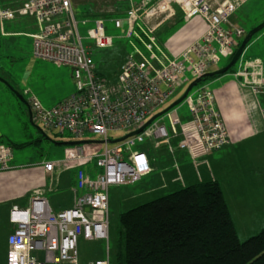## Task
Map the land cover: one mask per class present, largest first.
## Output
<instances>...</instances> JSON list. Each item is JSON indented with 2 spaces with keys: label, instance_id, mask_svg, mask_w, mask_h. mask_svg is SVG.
Instances as JSON below:
<instances>
[{
  "label": "built area",
  "instance_id": "built-area-1",
  "mask_svg": "<svg viewBox=\"0 0 264 264\" xmlns=\"http://www.w3.org/2000/svg\"><path fill=\"white\" fill-rule=\"evenodd\" d=\"M246 1L131 3L124 20L132 53L123 62L113 87L95 70L92 48L83 43L79 34L72 0H25L15 9L0 7V23L12 21L16 15L33 17L38 27L30 35L35 58L70 68L75 91L69 98L51 108L42 107L34 97L27 103L33 121L77 140L65 148L58 164L43 165L46 173H51L56 165L75 171L72 206L54 213L47 200L38 194L26 208L13 206L9 212L13 231L7 237L6 264H78L80 237L106 241L104 257L89 264H111L109 187L133 185L152 171L148 156L142 151H132L131 147L144 138H152L165 142L170 151L172 143H176L178 149L187 150L195 158L230 145V133L215 93L204 85L198 88L196 98L188 94L184 98L191 115V129L177 115L167 114L169 129L155 121L157 118L146 126L143 122L146 117L155 116L154 111L170 100L179 84L188 82L190 76L200 79L199 83L206 81L212 66L234 54L237 40L245 32L232 25L230 19ZM174 5L186 19H201L207 29L181 54L170 57L156 40L155 31L161 24L153 21L173 18ZM92 17L81 21L82 25L90 20L93 23L88 38L95 47H111L113 39L106 34L105 20ZM113 22L115 28H121L124 23L119 18ZM242 53L236 60L233 77L239 88L250 92L259 113L264 115L260 106L261 98L264 99V61L258 58L243 61ZM111 131H124L130 136L112 143L108 137ZM85 133L95 134L99 140L81 141ZM11 159V148L0 143V171L12 168ZM89 165L93 166L89 168Z\"/></svg>",
  "mask_w": 264,
  "mask_h": 264
},
{
  "label": "rangeland",
  "instance_id": "rangeland-1",
  "mask_svg": "<svg viewBox=\"0 0 264 264\" xmlns=\"http://www.w3.org/2000/svg\"><path fill=\"white\" fill-rule=\"evenodd\" d=\"M19 1L0 0V7L16 8L19 6ZM138 1L72 0L79 34L83 43L92 48L95 70L112 87L117 84V77L123 62L132 53L131 39L126 36L124 17L131 3ZM93 11L111 14L104 19L106 34L113 39L111 47H95L92 40L88 38L87 32L93 27V23L90 20L82 25L81 21L88 16L91 17ZM118 13L122 15L115 16ZM116 18L123 20L121 28L114 27L113 20ZM262 22H264V0H247L238 8L231 16L230 23L242 28L245 34L237 40L238 46L234 48V51L241 46L247 34L259 27ZM2 24L5 25L7 31L9 30L7 24H11L12 30H20L23 33L4 36L1 32ZM35 24L31 15H16L14 20L0 23V143L11 148L10 165L15 167V170L21 171L38 166L43 168L47 161L56 162L55 160L61 156L70 143L77 142L69 134H60L58 131L47 129L30 117L27 103L29 98L34 97L42 107L51 108L69 98L75 91V83L69 67L57 66L32 55V39L26 38L23 34L32 32ZM182 24V21H178L168 34L174 32ZM4 33H6L5 30ZM162 37H164L163 34L159 35V39ZM134 43L141 48L139 44ZM157 43L160 49L165 51L162 41L158 40ZM213 46L217 45L213 43ZM141 51L148 56L145 49L141 48ZM257 58L264 61V28L253 35L241 56L243 61H252ZM230 61L231 56L226 59L222 58L217 65L211 68L219 71L228 66ZM237 65L238 61L227 72H235ZM194 80L191 77L190 82L179 84L170 100L158 107L153 115L164 111L178 101ZM211 80L209 78L192 87L188 96L196 98L201 85L213 90L214 84L211 85ZM25 91H28V94H24ZM18 95L22 96L23 100ZM260 106L264 109L263 98L260 100ZM256 109L259 113L258 107ZM167 114L172 117L177 115L184 125L190 127L191 115L184 99L155 120L169 129ZM258 116L262 120L261 130H254L242 142L223 147L208 155L190 158L188 151L178 149L176 143H172L173 152L170 153L165 142L152 138H144L142 142H136L131 147L132 151H142L152 158L156 164V170L150 177H144L133 185L109 187L108 244L111 264H117L114 255L120 242L119 215L190 184L209 181L219 183L240 241L262 230L264 227V115L259 113ZM150 119L151 116L146 117L143 124ZM127 134L124 131H111L108 137L109 140L116 141ZM98 140L97 135L85 133L81 141ZM109 145L113 147L115 144ZM92 166L89 165V168ZM164 171L165 173L161 175ZM190 176L192 179L189 180ZM44 186L46 187L45 197L54 211L57 208L69 207L72 195L68 190L67 175L59 178L54 172L50 179H45ZM50 187L53 189H49ZM27 205L23 204L22 208ZM8 232L9 228H6L5 221L0 222V243L6 241ZM105 246V240L88 241L80 237L77 244L80 264H88L89 261L104 257Z\"/></svg>",
  "mask_w": 264,
  "mask_h": 264
},
{
  "label": "trees",
  "instance_id": "trees-1",
  "mask_svg": "<svg viewBox=\"0 0 264 264\" xmlns=\"http://www.w3.org/2000/svg\"><path fill=\"white\" fill-rule=\"evenodd\" d=\"M118 220L117 264H264V227L240 241L217 181L186 186L121 213Z\"/></svg>",
  "mask_w": 264,
  "mask_h": 264
},
{
  "label": "crops",
  "instance_id": "crops-1",
  "mask_svg": "<svg viewBox=\"0 0 264 264\" xmlns=\"http://www.w3.org/2000/svg\"><path fill=\"white\" fill-rule=\"evenodd\" d=\"M140 1V0H139ZM19 6L25 2V0L19 1ZM18 6V7H19ZM175 16L168 20H160L156 18L153 23L161 24L155 31L156 40L162 41V46L165 48V52L172 57L181 54L188 46H190L197 38H199L202 33L207 29V25L199 18L186 19L177 5H174ZM17 8V7H16ZM15 9V8H12ZM178 21H182L183 24L177 28L174 32L168 34L171 28L177 24ZM10 22V21H9ZM8 31L5 29V25L2 24L1 32L4 36L9 34L23 33L20 30H12V25L7 24ZM4 30L6 33H4ZM38 30L37 24L32 32L24 33L23 35L31 39L30 35L36 33ZM163 34L164 37L159 39V35ZM54 64V63H53ZM56 65V64H55ZM61 66V65H57ZM215 69L210 68L209 73H214ZM216 72V71H215ZM211 78V85L214 84L213 91L215 93L217 106L224 118L226 126L229 130L231 143L230 145H236L242 142L246 137L250 136L254 130H261L259 118V113L257 112L254 100L247 89H241L237 86L235 79L233 77V72L231 73H221L219 75H213L207 77ZM190 77L188 82H190ZM185 82V83H188ZM24 94H28L25 91ZM54 107V106H53ZM238 113H242L243 118L238 117ZM235 143V144H234ZM71 145V144H70ZM228 145V147L230 146ZM227 147V146H226ZM172 153L173 151H169ZM189 157L190 154L187 152ZM64 156V152L61 156L56 159L55 163H59ZM189 158V159H190ZM149 163L151 165L152 171L146 177L156 170V164L154 160L148 157ZM49 162V161H47ZM186 162V161H185ZM185 165V164H184ZM12 167V166H11ZM187 169V167H185ZM56 172L59 176L67 175L68 178V190L71 192L72 199L70 201L69 207L67 208H57L55 211L50 206L51 210L56 213L65 209H69L72 206L74 194V182H75V171L64 170L60 165H56L51 173H46L42 167H34L27 170H15V167L8 171H0V222L5 221L6 228H9L8 235L13 231V226L9 223V212L13 206H18L22 208L23 204H28L30 200L36 195H40L44 199L46 187L45 179L52 176ZM165 173L162 172L161 175ZM192 176L188 179H192ZM192 185V184H190ZM49 189H53L50 187ZM47 200V199H46ZM48 202V201H47ZM26 208V207H25ZM7 235V237H8ZM6 253H7V238L6 241L0 243V264H6ZM104 256V255H103ZM103 258V257H102ZM101 259V258H100ZM97 260V259H96ZM92 262L89 261L88 264ZM78 264H80L78 260Z\"/></svg>",
  "mask_w": 264,
  "mask_h": 264
},
{
  "label": "water",
  "instance_id": "water-1",
  "mask_svg": "<svg viewBox=\"0 0 264 264\" xmlns=\"http://www.w3.org/2000/svg\"><path fill=\"white\" fill-rule=\"evenodd\" d=\"M263 28H264V22H262L261 25H260L259 27H257V28H255V29L251 30V31L247 34V36H246L245 40L243 41V43L241 44V46L235 51L234 56H233V58L231 59V61H230V63L228 64V66H226L224 69H221V70L216 71V72H214V73H209V74H207L206 78H207V77H211V76H213V75H218V74L224 73V72H226L227 70H229V69L234 65V63L236 62L237 58L240 56V54L242 53L244 47H245L246 44L250 41V39L253 37V35H255L257 32H259V31H260L261 29H263ZM200 81H201L200 79H196V80H194V81L188 86V88H187V90L185 91L184 95H183L178 101H176L175 103H173L171 106H169L168 108H166L164 111H162V112L156 114L155 116H153V117H152V118H151V119L145 124V126L148 125V124H150V122H152V121H153L154 119H156L157 117L161 116L162 114L168 112L170 109H172L173 107H175L176 105H178V103H180V102L185 98V96H186V95L188 94V92L192 89V87L196 86ZM20 99H21V98H20ZM21 100H22V99H21ZM29 111H30V109H29ZM30 117H31V112H30ZM139 131H140V130H139ZM135 133H136V132H135ZM135 133H134V134H135ZM128 136H130V134H129V135H126V136H125L124 138H122L121 140L127 138ZM121 140H116V141H113L112 143H117V142H119V141H121ZM96 142H97V141H96ZM74 143H75V142H74Z\"/></svg>",
  "mask_w": 264,
  "mask_h": 264
},
{
  "label": "clouds",
  "instance_id": "clouds-1",
  "mask_svg": "<svg viewBox=\"0 0 264 264\" xmlns=\"http://www.w3.org/2000/svg\"><path fill=\"white\" fill-rule=\"evenodd\" d=\"M243 115H244V114H242V113H238V117H239V118H243Z\"/></svg>",
  "mask_w": 264,
  "mask_h": 264
}]
</instances>
